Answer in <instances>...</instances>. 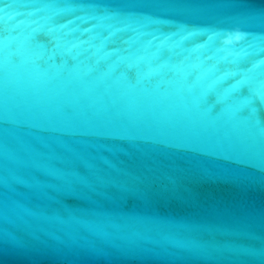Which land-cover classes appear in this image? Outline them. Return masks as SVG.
Returning a JSON list of instances; mask_svg holds the SVG:
<instances>
[{"label": "water", "instance_id": "water-1", "mask_svg": "<svg viewBox=\"0 0 264 264\" xmlns=\"http://www.w3.org/2000/svg\"><path fill=\"white\" fill-rule=\"evenodd\" d=\"M0 264H264V0H0Z\"/></svg>", "mask_w": 264, "mask_h": 264}, {"label": "clouds", "instance_id": "clouds-1", "mask_svg": "<svg viewBox=\"0 0 264 264\" xmlns=\"http://www.w3.org/2000/svg\"><path fill=\"white\" fill-rule=\"evenodd\" d=\"M239 38L242 39L243 38V34H239Z\"/></svg>", "mask_w": 264, "mask_h": 264}, {"label": "snow or ice", "instance_id": "snow-or-ice-1", "mask_svg": "<svg viewBox=\"0 0 264 264\" xmlns=\"http://www.w3.org/2000/svg\"><path fill=\"white\" fill-rule=\"evenodd\" d=\"M233 46H235V45H233Z\"/></svg>", "mask_w": 264, "mask_h": 264}]
</instances>
